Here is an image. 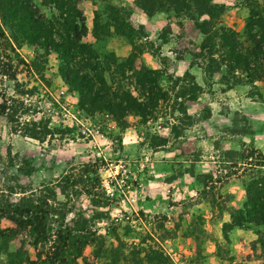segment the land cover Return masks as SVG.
Instances as JSON below:
<instances>
[{"label":"rangeland","instance_id":"rangeland-1","mask_svg":"<svg viewBox=\"0 0 264 264\" xmlns=\"http://www.w3.org/2000/svg\"><path fill=\"white\" fill-rule=\"evenodd\" d=\"M30 1L45 18L56 16L52 4ZM208 1L218 6L215 31L232 30L243 53H250L249 8L257 4L264 18V0ZM136 2L77 4L86 28L82 41L100 58L128 59L132 70L159 75L155 107L145 119L126 116L125 127L105 113L81 112L76 94L59 76L56 55L27 44L0 16V53L5 54L0 102L7 99L15 114L12 122L0 116V191L13 189L5 195L13 204L54 189V218L69 226L84 224L100 237L83 251L90 264H264V226L245 222L223 231L230 222L227 211L246 203L242 184L264 212V193L256 194L250 182L257 176L255 165L264 161L251 142L258 134L264 138V66L257 79L227 70L220 62L222 50L214 48L219 70L204 78L191 62L204 40L195 24L207 18L192 21L172 11L147 17ZM93 21L101 30L98 40L91 34ZM113 49L117 56L108 51ZM112 68L106 82L119 83L138 98L129 73L120 78ZM192 82L201 89L189 101ZM31 129L36 139L24 135ZM233 150L235 162L252 167L228 163ZM12 226L0 219V228ZM24 248L34 258V251Z\"/></svg>","mask_w":264,"mask_h":264},{"label":"trees","instance_id":"trees-1","mask_svg":"<svg viewBox=\"0 0 264 264\" xmlns=\"http://www.w3.org/2000/svg\"><path fill=\"white\" fill-rule=\"evenodd\" d=\"M78 2L79 0L41 1V6L52 4L56 11V16L48 19L39 13L36 5L30 0H0V16L4 23L10 25L14 33L27 44L43 50L45 54L52 52L56 55L59 76L64 85L76 94L77 108L81 112L89 115L105 113L119 127H125L124 119L130 114L145 119L149 115V109L155 107L154 103L160 96V88L157 85L159 75L155 70L143 68L132 70V63L128 59L125 63H116L112 55L100 58L90 44L82 41L86 35V28L83 16L77 9ZM136 3L147 17L156 12L172 11L175 15H182L192 21L202 16L207 18L195 24L196 29L204 36V40L198 52L193 53L192 59H194L191 62V66L200 68L204 78L210 77L219 70L212 54L216 51L214 48L222 50L219 59L220 62L225 63L227 70L241 71L252 79H257L259 73L263 72L264 18L263 11L257 9V4L249 8L245 24V29L251 35L248 36L252 47L251 52L246 54L243 53L232 30L218 28L217 32L215 31L212 20L218 6L210 4L208 0H137ZM125 24L130 34L131 28L127 23ZM125 28L120 30L124 32ZM116 30L118 31L113 29V33L116 34ZM97 33L101 34V30L93 21L91 34L94 40H98ZM119 36H123V33ZM1 37L4 39L3 35ZM3 56L5 54L0 53V58ZM110 57L113 58V62L109 60ZM110 67H113V72L120 78H123L125 73H129L135 84L133 88L139 91L138 98L133 97L121 84L106 82L104 75L111 71ZM5 72L9 73L6 70ZM192 85L195 87V92L191 93L189 101L196 100L201 89L193 82ZM6 102L9 101L3 99L0 102V116L12 122L15 114L10 112L11 108ZM24 135L36 139L35 129L26 130ZM253 151L261 154L264 160L263 153L254 149ZM236 153L234 150L227 153V156L231 155L230 159H233L228 163H233L234 166L238 164L240 167H252L250 163L245 165L242 162H235L234 160L238 158ZM247 160L251 161L250 158ZM255 167L257 176L250 178L252 184L250 185L256 194H261L264 193V174H261L264 161ZM242 187L246 203L239 210L227 211L230 222L224 224L223 231L226 227L239 228L245 222L264 226L263 207L254 201V194L247 189L249 186L242 184ZM53 190L46 189L44 192L48 191V193L35 199L31 195L22 196L13 204H8L5 196L14 194L13 189L8 188L7 192L0 191V219L13 225L0 228V256L3 259L0 264H79L78 261L81 264H90L83 256V251L100 237L84 224L72 222L69 226L54 218V214L51 213L53 208L50 206L58 202ZM17 237H20L19 246L12 248L11 244ZM25 245L34 251V258L29 257ZM154 261L157 262L158 259Z\"/></svg>","mask_w":264,"mask_h":264},{"label":"crops","instance_id":"crops-1","mask_svg":"<svg viewBox=\"0 0 264 264\" xmlns=\"http://www.w3.org/2000/svg\"><path fill=\"white\" fill-rule=\"evenodd\" d=\"M152 18H154V17H152ZM151 18V19H152ZM108 51H110V52H114L115 54H116V52L114 51V49L113 50H108ZM116 56H117V54H116ZM260 134H258V135H255L254 137H253V139H252V145H253V149L254 150H257V151H259V152H261V153H263L264 154V138H262L261 137V135L259 136ZM256 141L258 142V144H256ZM260 143V144H259ZM239 167V166H238ZM263 171H264V168L262 169ZM238 192H237V194H239V195H241V189H239V190H237ZM240 197V196H239Z\"/></svg>","mask_w":264,"mask_h":264}]
</instances>
